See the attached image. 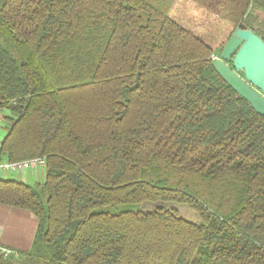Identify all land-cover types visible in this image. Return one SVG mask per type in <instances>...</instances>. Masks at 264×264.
<instances>
[{
    "label": "trees",
    "instance_id": "1",
    "mask_svg": "<svg viewBox=\"0 0 264 264\" xmlns=\"http://www.w3.org/2000/svg\"><path fill=\"white\" fill-rule=\"evenodd\" d=\"M241 21L264 40V0H0V159H47L0 180L29 264H264V116L212 59Z\"/></svg>",
    "mask_w": 264,
    "mask_h": 264
},
{
    "label": "water",
    "instance_id": "2",
    "mask_svg": "<svg viewBox=\"0 0 264 264\" xmlns=\"http://www.w3.org/2000/svg\"><path fill=\"white\" fill-rule=\"evenodd\" d=\"M232 61L233 68L227 62ZM213 67L239 95L264 116V40L244 22L224 45ZM243 74L242 77L240 74Z\"/></svg>",
    "mask_w": 264,
    "mask_h": 264
},
{
    "label": "crops",
    "instance_id": "3",
    "mask_svg": "<svg viewBox=\"0 0 264 264\" xmlns=\"http://www.w3.org/2000/svg\"><path fill=\"white\" fill-rule=\"evenodd\" d=\"M0 118H3V116L0 115ZM24 172L26 173L21 172L23 177H29V179L33 180L28 174H33L32 172L35 171ZM2 176L4 177L5 173ZM3 177L1 179L6 180ZM38 225L39 218L31 210L0 202V256L3 254L4 249L10 250V255L16 258L30 250Z\"/></svg>",
    "mask_w": 264,
    "mask_h": 264
},
{
    "label": "rangeland",
    "instance_id": "4",
    "mask_svg": "<svg viewBox=\"0 0 264 264\" xmlns=\"http://www.w3.org/2000/svg\"><path fill=\"white\" fill-rule=\"evenodd\" d=\"M207 7L214 9L218 12V15L228 17L232 20L238 21L241 20L242 14L247 7V3L249 0H199ZM263 16V14H262ZM8 110L3 111V114H7ZM2 115V113H0ZM6 128H5V120L0 118V141L2 137L5 135ZM35 171V170H33ZM26 173V172H22ZM30 173V171L28 172ZM33 174H28L33 180L29 179V177H23L21 173H5L6 179H17L21 181H25L30 184H35L36 182L42 183L45 180L46 172L44 169H40L39 171L32 172ZM1 177L2 174H1ZM3 177V178H4ZM3 253V252H2ZM10 255V254H9ZM4 259L8 256L5 254L1 255ZM12 263L10 264H29L25 258L22 256L15 258Z\"/></svg>",
    "mask_w": 264,
    "mask_h": 264
},
{
    "label": "built area",
    "instance_id": "5",
    "mask_svg": "<svg viewBox=\"0 0 264 264\" xmlns=\"http://www.w3.org/2000/svg\"><path fill=\"white\" fill-rule=\"evenodd\" d=\"M219 58V55H212V59ZM47 159L45 156H36L26 158L18 161H11L9 159H0V180L3 173H21L24 171H38L40 169H46ZM10 250L3 251V254L9 256Z\"/></svg>",
    "mask_w": 264,
    "mask_h": 264
},
{
    "label": "flooded vegetation",
    "instance_id": "6",
    "mask_svg": "<svg viewBox=\"0 0 264 264\" xmlns=\"http://www.w3.org/2000/svg\"><path fill=\"white\" fill-rule=\"evenodd\" d=\"M241 22H242V21H241ZM239 23H240V22H239ZM238 27H239V24H238ZM238 27H237V28H238ZM227 64H228L230 67L233 68L232 61H228ZM240 75H241L242 77H244L242 73H241Z\"/></svg>",
    "mask_w": 264,
    "mask_h": 264
}]
</instances>
